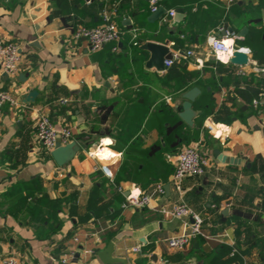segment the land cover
Returning <instances> with one entry per match:
<instances>
[{"label": "crops", "instance_id": "0c3cea01", "mask_svg": "<svg viewBox=\"0 0 264 264\" xmlns=\"http://www.w3.org/2000/svg\"><path fill=\"white\" fill-rule=\"evenodd\" d=\"M156 1L0 0V38L19 44L23 58L17 77L0 64V88L22 102L6 106L2 118L0 260L103 264L98 253L113 242V256L125 264H264V100L246 102L237 89L264 92V0ZM103 9L119 39L98 51L73 41L77 25L97 26ZM134 31L145 36L139 46L128 39ZM227 34L239 37L248 65L215 60L210 43ZM147 41L180 59L162 72L149 69L140 48ZM189 49L194 56H185ZM194 87L201 93L190 126L179 113ZM33 90L35 101L25 102ZM37 108L82 142L68 164L57 165L36 142ZM208 117L218 123L214 134L204 127ZM108 138L115 143L103 144ZM198 142L209 165L183 180L181 198L202 216V234L172 249L165 239L183 230V220L123 204L131 193L170 185L175 153ZM105 149L122 156L90 155ZM215 150L239 162L223 163ZM178 200L170 185L152 206Z\"/></svg>", "mask_w": 264, "mask_h": 264}, {"label": "built area", "instance_id": "2783aa9c", "mask_svg": "<svg viewBox=\"0 0 264 264\" xmlns=\"http://www.w3.org/2000/svg\"><path fill=\"white\" fill-rule=\"evenodd\" d=\"M88 4L93 0H86ZM156 3V0H153ZM156 10V7H153ZM175 11H171L170 15L174 16ZM120 29L118 24L112 17V14L107 9L101 12V22L95 27H86L84 25H77L72 40L78 41L80 39L88 40L93 51H98L105 45L115 42L119 39ZM137 37L136 31L133 32V38ZM239 37L227 34L223 38L213 39L210 43V51L217 62L227 64L233 57L236 50H241L235 43ZM233 40L231 45L224 44L227 40ZM136 44V43H135ZM195 51L189 49L185 52L186 57H192ZM181 54L175 52L171 60L165 61V66L169 67L174 62L179 60ZM226 61V62H225ZM0 64L5 73L10 77H17L23 69V58L21 54V46L11 41H5L0 38ZM68 102V99H60L61 104ZM259 102L254 100V104ZM22 104L21 100L15 96L10 90L0 88V140L2 137V118L4 115V108H18ZM218 123L212 117H208L205 121V129L214 134L217 131ZM34 127L36 142L48 151L54 149L57 143L66 145L73 140V134L68 126L56 125L52 122L49 115L41 108L34 109ZM209 165V159L201 152L200 142L185 147L175 153L174 155V172L170 185L179 193L177 203L172 207L166 206L153 207L152 201L159 199L165 193V186L162 183L156 184L147 192H140L139 194H129L126 196V201L123 204L125 208L142 209L154 208L161 213L170 214L176 219L184 221L183 230L179 233L169 236L165 242L172 249L182 250L189 247L194 238L202 234L203 218L192 207L187 205L181 198L183 194V180L186 177H193L202 174L205 168ZM190 219V221H188ZM192 220V221H191ZM139 248H135V251ZM0 264H21L19 259L14 256H6L0 260Z\"/></svg>", "mask_w": 264, "mask_h": 264}, {"label": "water", "instance_id": "95a60500", "mask_svg": "<svg viewBox=\"0 0 264 264\" xmlns=\"http://www.w3.org/2000/svg\"><path fill=\"white\" fill-rule=\"evenodd\" d=\"M104 1V0H102ZM155 15H159L161 12H165L164 9L160 8L156 11ZM179 12H182V9H179ZM141 50L147 51L149 53V59L146 63V66L149 69H156L159 72H162L166 69L165 61L171 60L173 55L168 46L158 43L147 41L141 45ZM249 63V55L242 50H236L233 53V57L230 59V64L237 66H246ZM20 80H25V75H20ZM201 90L197 87H194L185 93L182 97L184 99L182 103L183 110L179 113V116L185 121L188 125H194V118L197 115V112L193 109V102L200 95ZM38 95V91L33 90L28 95L25 96L24 101L27 103H32L35 101V98ZM82 142L78 140H73L70 143L63 145L57 143L54 149L51 151V155L57 165L64 166L68 164L75 155L81 150ZM215 157L223 163H238V159L224 155L220 150L214 151ZM170 185L167 184L165 189L169 191ZM192 221V220H191ZM114 252V243L110 242L107 247L98 253V257L103 264H125L127 261L123 258H117L113 256Z\"/></svg>", "mask_w": 264, "mask_h": 264}, {"label": "trees", "instance_id": "16d2710c", "mask_svg": "<svg viewBox=\"0 0 264 264\" xmlns=\"http://www.w3.org/2000/svg\"><path fill=\"white\" fill-rule=\"evenodd\" d=\"M128 39L129 41H131L132 45L139 46L145 40V36L137 35V37L134 39L133 36L130 35ZM237 89L238 93L242 96L244 100H246V102H250L252 100L262 102V100H264V92L254 85H247L243 89L238 86Z\"/></svg>", "mask_w": 264, "mask_h": 264}, {"label": "clouds", "instance_id": "9594fccd", "mask_svg": "<svg viewBox=\"0 0 264 264\" xmlns=\"http://www.w3.org/2000/svg\"><path fill=\"white\" fill-rule=\"evenodd\" d=\"M232 43H233V41H231V40H227V41L224 42V44L226 46L231 45ZM102 142L105 145L114 144L115 143V141L112 140V139H110V138L104 139ZM90 155L98 156V157H100L103 160V159H106L107 157H118V156H122V153L112 152V151H109V150L105 149L103 152L97 151V152H94V153H90ZM108 174L110 175V173H108Z\"/></svg>", "mask_w": 264, "mask_h": 264}]
</instances>
